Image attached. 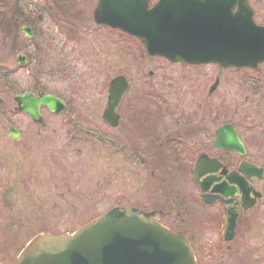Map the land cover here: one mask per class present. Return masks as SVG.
Wrapping results in <instances>:
<instances>
[{
    "label": "rangeland",
    "instance_id": "obj_1",
    "mask_svg": "<svg viewBox=\"0 0 264 264\" xmlns=\"http://www.w3.org/2000/svg\"><path fill=\"white\" fill-rule=\"evenodd\" d=\"M65 2L0 0V256L7 250L11 264L42 230L73 232L113 206L131 205L155 209L165 225L186 233L199 264H263L264 201L225 240V206L202 199L184 165L193 158L183 157L175 142L148 136H164L180 113L211 126L233 119L248 141V158L264 166V66L259 74L224 69L220 87L208 96L217 67L150 56L137 38L95 23L97 0ZM250 3L264 24V0ZM11 7L30 14L33 38L7 16ZM22 49L31 52L25 65L17 63ZM190 69L196 73L184 72ZM120 74L131 84L120 109L126 121L111 127L102 113L109 83ZM249 77L260 78L259 89L245 83ZM34 88L67 101L57 114L42 109L45 127L15 110L14 96ZM12 125L23 131L19 140L8 132Z\"/></svg>",
    "mask_w": 264,
    "mask_h": 264
},
{
    "label": "water",
    "instance_id": "obj_2",
    "mask_svg": "<svg viewBox=\"0 0 264 264\" xmlns=\"http://www.w3.org/2000/svg\"><path fill=\"white\" fill-rule=\"evenodd\" d=\"M254 13L250 0H158L152 7L150 0H98L94 18L99 24H108L137 36L148 53L172 61L216 62L222 67H256L264 61V25L255 21ZM22 29L31 35L29 27L24 26ZM128 88V80L123 75L110 83L109 100L103 117L113 126L119 123L117 110ZM15 99L19 104L18 109L36 122H43L41 105L55 113L66 108L65 100L43 91L38 96L33 92L18 94ZM1 103L0 98V107ZM8 132L14 140L21 136V130L14 126ZM224 137H229L232 143L225 144L222 141ZM217 144L246 152L235 129L229 124L218 130ZM241 169L248 177H252L255 172L259 176L263 173L262 168L246 162ZM200 172L204 173L205 167L204 171L197 167L198 176ZM248 188L244 195V212L253 208L262 197L260 192ZM203 191L207 189L204 187ZM220 192L229 196L235 191L221 189ZM204 197L209 201L211 198L224 200L220 194L211 198L205 194ZM237 216L236 208L229 209L225 240L235 237ZM15 264L198 262L186 235L163 225L154 212L131 206H116L74 232L37 233L24 246Z\"/></svg>",
    "mask_w": 264,
    "mask_h": 264
},
{
    "label": "flooded vegetation",
    "instance_id": "obj_3",
    "mask_svg": "<svg viewBox=\"0 0 264 264\" xmlns=\"http://www.w3.org/2000/svg\"><path fill=\"white\" fill-rule=\"evenodd\" d=\"M151 2H156V0H152ZM8 24L10 25V23H8ZM14 25L21 32H23L22 27L24 25L30 26L32 28L33 36L29 37V38H33L36 35L35 27H34V25H32V23L21 24V19L16 17L15 21H14ZM24 49H22L23 51H20L17 55V63L19 64V62L21 61V63H20L21 65L27 64L28 58L31 56L30 55L31 52L26 51ZM30 50L32 51V56H33L34 51L32 49H30ZM21 55H23L24 58H22ZM168 62H170V61H168ZM171 63L174 65L181 64V63H173V62H171ZM185 64L188 66H190V65L200 66L197 64H187V63H185ZM201 65H205V64H201ZM212 65H213V67L218 68V71H217L218 73L216 74V76L214 74H212V78L208 84V93H207L208 96L214 95L216 93L217 89L220 87V84H221V73L220 72L224 70V69L220 68L219 66H217L216 64H212ZM263 66H264V63L260 64L259 67L256 69H251V68H236V69H241V71L247 72L249 74H259L261 72ZM227 69H229V68H227ZM230 69H232V68H230ZM184 72L191 75L193 73L195 74L196 70L194 71L193 69L192 70L190 69V70H187ZM150 73L152 74L154 72L151 70ZM248 76H250V75H248ZM164 78L168 79V76L164 75ZM181 78L185 80L181 83V87L182 86L185 87L184 83L186 82L187 78L183 74L181 75ZM256 79H257V82L255 80H253V77L245 78L244 81H245V83L252 85V88L259 89L258 82H260L259 81L260 78L256 77ZM193 87L196 88V86H193ZM40 90H43V89L36 90V88H34V90H31V91L38 93ZM20 93H23V92H20ZM3 104H4V101H3L2 105ZM121 106H122V104H121ZM43 108H46V107L42 106L41 111ZM120 109H121V107H120ZM120 109H119V114H120L119 125L121 124V122L123 124H125V121H126V119L124 118L125 112H124V110H120ZM166 110L171 111L168 107H166ZM0 111H1V109H0ZM180 115H181V117L178 118L177 122H175V120H171V122L168 124L169 126L164 129V131H165L164 136L162 133L161 135H155V137L153 136L154 134H151L148 137H152L155 140H161V139L166 140V139H168L167 141H169L171 143L175 142V147L179 148V150L182 151V154L184 155L183 157H185L187 155V157L193 158L191 160L192 162L188 158L187 163H185V164H184V162H182V163L184 165H186L185 166L186 168L187 167L189 169L191 168L190 169L191 170V176L194 179V182L196 183V188L199 190H200V184L197 183V181L195 179V169H196V166L198 164L200 157H208L210 159V161H208L209 164L207 163L206 159L203 160L204 165L208 168V170H210L207 174H204L202 176V178L205 179V181L203 182L204 186L206 188H208L209 190H212L214 188L229 190V191L233 188L237 189L234 197H230V198L226 197V199H232L230 203L225 204V203L221 202L220 200H216L213 203H218V204L224 205L225 209H226V213H227V210L231 206H236L239 209V217L238 218H240L243 214L241 211L243 194H244V192H246V190L249 189L247 185L249 184L250 188L254 189L255 191H260V192L264 193L262 191L263 183H264V175L262 177H260L257 173H254L252 178H247L241 170V165L244 161H247V162L254 163L258 166H261L263 168H264V166L259 165L258 163H255L249 159L250 158L249 157L250 149H249L248 141L246 139V136L242 132V129L240 128V126L233 119H226L224 121L217 123L216 126H214V125L211 126V124L209 122L204 121L201 124L200 120H193V119H195L193 117L191 119H187V118H185V115L182 113H180ZM123 118H124V120H123ZM183 118H185L184 122H182V120H181ZM171 119H173V118H171ZM212 120H213V118H212ZM225 124H229L235 128V131L238 135L239 140H241V142L245 145V148L247 150L245 154H241V152L239 150L230 149V148H228V146H225L222 144L221 145L217 144V132ZM45 125L43 127H45ZM40 131H41V129L38 130V133H40ZM223 140H224V143L227 145L232 143L230 141L229 137H224L222 139V141ZM151 144L152 143L149 144V147L151 146ZM127 146H128V144H127ZM155 146H156V143H155ZM152 147H153V144H152ZM232 173H236V175H233ZM212 193H215V192H212ZM263 199H264V196H263ZM154 211H155V209H154ZM155 213H156V211H155ZM4 245H6V243H4ZM5 247L7 249V246H5ZM3 251H4V254H1V256H0V257H3V260L0 261V264H8L7 250H3ZM16 259L17 258H14L11 264H14Z\"/></svg>",
    "mask_w": 264,
    "mask_h": 264
},
{
    "label": "trees",
    "instance_id": "obj_4",
    "mask_svg": "<svg viewBox=\"0 0 264 264\" xmlns=\"http://www.w3.org/2000/svg\"><path fill=\"white\" fill-rule=\"evenodd\" d=\"M53 1H54V4H55V7H57L56 5H60L61 7H63L64 5H66L65 1L70 2L72 0H53ZM65 8H67V7H65ZM25 10L26 9L24 7H21L20 9L11 7L10 9H8L7 16L10 13V14H12V16L19 17L22 20L21 21L22 23H32V25H33V21H31L32 17L30 16V14L27 15V12ZM42 12H44L43 9L40 11V13L42 14ZM1 19H0V21H1ZM9 19L10 18H7V20H4V21H8V23H11L12 20H9ZM34 20L37 21L38 20L37 17H34ZM263 264H264V261H263Z\"/></svg>",
    "mask_w": 264,
    "mask_h": 264
}]
</instances>
